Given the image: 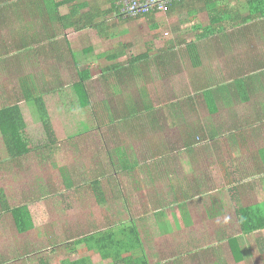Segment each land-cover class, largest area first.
<instances>
[{
  "label": "rangeland",
  "instance_id": "374dc122",
  "mask_svg": "<svg viewBox=\"0 0 264 264\" xmlns=\"http://www.w3.org/2000/svg\"><path fill=\"white\" fill-rule=\"evenodd\" d=\"M0 1L4 2V0ZM26 1L23 0V5L17 3V12L9 8L3 11L2 6H0V103L2 104L13 102L15 97L13 92L19 88V76H17L16 70L12 68L14 57L7 59V55L3 53L4 50L9 52L11 46L15 48L16 40L22 33L26 32L29 37H33V32L38 30L40 34L46 36L44 26L53 24L50 27L55 26L57 28L56 25H59V23L53 22L52 24L46 23V16L41 18V14L38 15L41 11L40 7L37 5L35 7L32 3L26 6ZM224 2L229 10L226 9V11L231 17L235 15V12H238L241 17L247 14L246 0H224ZM106 7L104 6L102 9ZM195 8L199 9V23L204 26L208 25L209 17L204 6L198 4ZM6 12L9 18L3 16ZM180 13L182 15L179 17V23L182 24L184 9H181ZM262 24L250 23L245 25L246 27L238 32L239 44L232 43L225 47V44L221 42V47L224 48L216 50L217 59L215 62L217 63L206 64V76H209L210 72L212 76L216 77L215 81L212 82L213 86L228 81L229 77L233 75L236 64L240 65L243 62V65L247 66L251 64L248 60L253 58L264 63V28H262L264 22ZM235 31L237 32V30ZM65 36L68 39V33L65 32ZM93 37L92 32L87 34L69 33L70 40H68L67 45L73 51V56L76 57L80 69H85L87 61L94 59V54L83 52L85 48L90 47V44L95 48V40L90 41ZM61 40L62 38L56 41L60 42ZM43 42L39 54L32 52V55L23 57L25 62L20 60L17 65L21 77L36 74L41 86H43V80L46 79L48 87L44 100L55 135L60 142L52 154L41 150L38 154H31L11 163L7 158L0 136V192L10 207L23 203L29 204V211L34 224L33 230L19 234L14 227L11 215L0 207V263L39 264L38 260L42 259L48 264H74L73 261L82 256L80 254L73 255L67 251L66 247L69 245V240L77 236L72 233L78 229L79 224L81 225V232L86 233L93 228L92 226L101 228L107 225L103 223L104 220H111L115 229V227L121 228L124 222H128L130 218L139 213H146L144 217L152 218L151 216L155 212L156 219L159 216L160 218L158 221L152 218L151 222L153 223H149L150 226L155 227L156 224L161 234L170 231L166 235L163 234L166 237L154 240V244L149 239L145 240V247L150 251V253L148 252L150 260L156 264L163 250L168 249L167 254H169L170 249L174 247L173 245L170 247V243H168L172 238L174 241H178L181 238L189 240L195 236L186 228H191V222H198L194 220L195 216H193L195 213L193 209L197 207V204H202L203 208H207L209 202L217 199L216 202L213 201L212 203H218L221 210V202H223L224 208L225 205L231 206L229 214L226 213L225 216L227 222L231 221V235H235L238 231L234 208L236 209L238 205L246 207L257 201H261L260 204L262 203V208H264V165L261 164L259 157L260 153L264 151V128L258 127L257 122L248 125L252 118H257V110L260 108L258 104L255 105L256 110L254 111L253 102L246 104L217 102L218 110L211 115L202 104L200 95L197 96L199 98L197 99L194 92L189 89L193 98L196 99V102H192L194 106L190 107V110L185 112V108L184 113L177 111L179 116L171 118L168 112L170 107L161 108L158 106L160 108H156L153 112L154 115H152L146 110V105L143 107L144 101L147 100H143L140 92L145 94V89L154 82L159 85L161 96L166 95L165 97L174 101L173 93L184 96L186 75L182 73L177 78L176 74L174 78L157 79L155 74L151 78L150 85L145 79L144 83L139 81L138 84L131 87L127 85L120 95L112 97L111 90L107 85H103L100 75L109 66L123 63V61L121 58L117 62H110L106 58L96 59L98 65L90 69L92 80L87 82L91 103L112 97L114 112L127 114L131 109L139 112L138 115L128 119L130 125L133 126L128 129L129 142L121 143L120 135L113 125L96 130L90 109L80 107L78 98L70 87L71 82L76 79L75 71L69 67L57 65L53 60H48L46 51L49 49L47 42L50 40ZM97 42L100 43V40L97 39ZM98 43L97 52H106L107 54L111 51V45L108 42ZM236 46L239 47L236 48ZM139 50L142 51L143 48L139 46ZM31 58H35V61ZM213 67L215 68L214 73L209 69ZM263 67L258 70H262ZM198 76L200 79L203 78L201 73ZM258 90L257 97H263L259 100L263 101L264 88H260L258 84ZM227 95L225 92L222 98ZM153 99L154 97L149 100ZM123 103L127 107L126 109L123 108ZM150 104L152 106V103ZM20 108L27 129L31 133V138L35 141L43 136L36 109L33 103L29 102L20 103ZM173 110L178 109L173 107ZM154 118L157 124H150ZM246 121L248 122L245 123ZM210 125L217 128L218 126L222 127V134L217 137V146L213 147L206 142L204 147L198 141L190 153L179 152L183 148L182 141L185 138V132L190 129L193 131L205 129ZM234 128L235 130H233ZM197 133L201 136L200 131ZM105 141L108 144L104 147ZM157 144L163 147L162 154L164 148L168 151L171 150L168 158H164V161L155 159L147 152V145L151 147ZM121 151L129 154L128 164H130V168L131 165L133 167L126 173L118 166H121L120 162H126L123 156L119 157L122 154ZM188 154H191V157ZM180 159L183 162L189 161L192 166L190 167V174L192 175L188 178L184 177L181 170L183 168L179 164ZM90 162L92 163L91 168L98 171L102 170V165L105 163H111L113 168L115 166L111 170L113 178L108 184L106 182L101 184L107 197V203L104 205H98L92 193L86 192L85 189L76 191L75 188L69 190L65 187V176L72 175L76 170V172L82 170L81 180L88 181L89 176L87 177V173H84L83 169ZM234 166L238 169V177H241L243 182L237 185L235 192H232L222 187L221 172L224 167L232 174ZM256 166H259L258 170H261L262 176L252 180L249 178V172L254 170ZM193 175L194 177H208L207 175H209L212 181L207 182L203 187L196 188L197 196L187 206L180 205L178 202L181 200L179 201L177 197L173 196L171 186L174 185L177 190L179 188L176 185L178 180H182V183L192 182ZM77 178L74 182H79ZM80 185L84 186L83 184ZM158 202H161L163 207H156ZM235 203H237L236 206ZM214 211L216 209L213 205ZM205 218L207 220L203 219L201 223H197L191 229L195 233L199 228L204 231L196 234L200 238L198 245L212 247L215 246L213 227L214 229L218 227L214 224L217 216L208 214ZM137 224L143 232V224L140 222ZM174 231L181 232V237L174 234ZM259 238H264V231L250 236L249 241L254 243ZM253 248L254 246H252ZM86 258L88 259V256ZM78 264L81 263L78 262ZM85 264L93 263L88 261ZM94 264L96 263L94 262Z\"/></svg>",
  "mask_w": 264,
  "mask_h": 264
},
{
  "label": "trees",
  "instance_id": "16d2710c",
  "mask_svg": "<svg viewBox=\"0 0 264 264\" xmlns=\"http://www.w3.org/2000/svg\"><path fill=\"white\" fill-rule=\"evenodd\" d=\"M187 1L188 0H181L179 2L181 6L183 4V6H186L183 7V9H188L184 15V20L186 21L188 19V23L191 24L193 29L201 31L198 34V39L209 40V47H207V49L209 48L208 50H215V53L216 50L224 48L221 47V42L225 44V47L232 43L239 44L240 39L238 40V32L245 28V25L250 23L263 25L262 23L264 22V0H246L245 7L247 14L243 17L239 16L238 12H235V15L231 17L226 11L228 6L225 4L224 0H191V3H187ZM18 2L20 5H23V0H4V2L0 1V6H2L3 11L6 8H9L17 12L16 9H18ZM26 2V6H29L30 3H32L35 7L36 5L40 7L41 11L39 12L38 10V15L40 16L41 14V18L46 16V23L52 24V22H65L62 24L66 25L63 27V30L57 29L55 26L50 27L53 24L50 26H44V29H46V37H48L46 39L50 40V42H47L49 49L46 51L48 55L46 58L48 60H53L57 65L67 68L69 67L75 71L76 79L74 82H71L70 87L76 94L80 107L90 109L93 121L96 124V130L113 125L117 133L120 135V142L128 143L130 137V135L127 134L129 132L128 129L133 127L128 122V119L138 115L139 112L135 109H131L127 114L124 112H114V105L111 100L113 99L112 97L120 95L127 85L130 87L131 85L138 84L139 81L145 82V78H143V76L139 73L143 70V64L140 63L136 56H132L129 59L124 58L123 63H117L116 65L114 64L106 68L100 77L103 85H107L111 90L112 97H106L101 101L91 103L87 82L89 83V81L92 80L90 69L98 65L96 59L106 58L110 62L113 60L116 61L120 59V55H122L121 57H126L125 51L123 52L122 50L121 52H117L111 50L107 54L106 52H97L93 57L94 59L87 61V67L85 69H80L79 63L76 62V57L73 56V51H71L67 45V42L69 41L66 36L64 37V31L67 29H73L74 31L94 29L97 34H101L102 31L106 30L109 24L112 23L111 20L117 19L119 22L130 20L128 18H124V15L120 12L119 8H121V5L117 4L118 0H84L83 3L69 9V14L65 16H60L58 10L63 5L69 3V0L60 2L55 0H27ZM100 4H107L108 8L102 11L98 7ZM197 4L203 5L204 9L207 11L209 23L206 26L199 23V9L195 8ZM190 6L193 8L190 9ZM86 8H88L87 11L77 15L80 10ZM155 13H158V11L153 9L147 14H140L138 18L149 16V14L153 15ZM3 16H7V18H9L7 12L6 14H3ZM184 20H182V22ZM226 24L228 25L226 26ZM262 28H264V26H262ZM235 30H237V32ZM104 35L107 38L110 37L109 33L105 32ZM61 38L62 40L60 42L56 41ZM256 38H258L257 35ZM33 43L42 44V41L34 40ZM237 47L239 46H236V48ZM83 52L93 53L94 51L92 47H89L84 49ZM3 53L7 55V59L12 56L10 52H7V50H4ZM190 55L191 56L188 57L193 67L200 65L201 61L198 56L197 48H193V51H190ZM143 58H147V56L144 57L141 55L140 59L142 60ZM157 61L158 62L155 63V65H160L161 67H169L173 64V59L168 58L167 55L157 58ZM248 62L251 64H248L247 66L243 65V62H241L240 65L236 64V68L233 70V75L223 84L219 83L216 86H213L212 82L215 81L216 77L210 76L202 79L203 81H199L200 79H191V84H189L191 86L190 90H192V88L196 90V98L199 99L197 96L200 95L199 97L202 104L207 108L208 113L211 115L215 114L218 110L216 105L217 102L222 104L232 102L246 104L253 102L254 111L256 110L255 105L258 104L260 108L257 110V118H252V120L249 122L246 121L245 123L248 122V125H252L257 122V125H259L258 127L264 128V100L259 101L263 97H257L259 91L258 84L260 85V88H264V67L262 70H258L264 66V63H261V61L256 58L248 60ZM256 67L258 68L255 69ZM12 68L17 69L15 72L18 74L17 76H19V88L13 92L15 96L13 102L11 101L9 104L0 103V136L4 144L8 160L11 163H15L17 160L25 158L28 155L38 154L41 150H45L52 154L60 141L55 135L53 124L44 100L45 94L47 93L46 89L48 87L46 79L43 80V86H41L38 81L39 78L36 74H29L21 77L20 69L15 65V63ZM149 80L151 81L152 79ZM185 83L186 85L184 89H186V91L184 92V96H178L173 93L174 95L172 96H175V99L174 101H171V99L169 100V98L165 97L166 95L161 96L159 94V85L152 82L151 86L145 89V94H142V91L140 92V95L143 96V100H147L144 101L143 107L146 105V110L152 113V115H154L153 112L156 108L170 107L168 112L170 113L171 118L179 116V111L184 113V111L186 112L187 110H190V107L194 106L192 102H196V99L193 98V94L190 93L187 81H185ZM149 88L150 93L148 94ZM225 92H227L228 95L225 98H222V95H224ZM152 97H154V99L149 100L152 99ZM161 100H163V102H161ZM22 102L33 103L36 109L39 118L40 130L42 131L43 136H40L35 141L31 138V133L29 129H27V125L24 121L22 110L20 108V103ZM150 103H152V106ZM173 107L178 110H173ZM123 108H127L124 103ZM185 108L186 110H184ZM243 120L245 121V119ZM151 123L154 125L157 124L156 119L154 118L150 124ZM236 128L238 129V127ZM233 130H235V128ZM199 131L201 132V136L197 133ZM221 134L222 127L220 126L217 128L216 126L210 125L209 127H205V129H196L195 131L190 129L185 132V140L188 138L190 141L182 143L184 147L183 149L190 153L192 151L190 148L198 141L201 142V145L204 147L206 146L205 142L208 141L211 146H217V137L221 136ZM104 137H107V135H104ZM107 144L108 142L105 141L103 144L104 147ZM147 147V152L158 160H160L161 157L168 158L169 151H171L170 149L168 151L164 148V152L162 154L163 147L159 144L151 147L147 145ZM171 148L173 149V147ZM121 153L122 154L119 157L121 158L123 156V158L126 159V162H120L121 166H118L121 170H125L126 173L133 167L131 165L130 168V164H128L129 154L123 151H121ZM106 155L109 157L108 153H106ZM259 157L261 164L264 165V151L260 153ZM91 166L92 163L90 162L83 169L84 173H87V177L89 176L88 181L81 180V176L83 174L82 170H78V172H76V170L72 173V175L65 176V187L69 190L71 188H75L76 191L85 189L86 192L92 193L98 205H104L107 203V197L101 184L103 182L108 184L111 178H113L111 170L114 169L115 166L113 168L111 163H105L102 165L101 171L96 169L93 170ZM258 167L259 166H256L254 170L249 172L250 178L259 176L258 174L261 170H258ZM221 174L223 184L222 187H225L232 192H235L237 190V185H240V183L243 182L241 177H238L239 173L236 167L232 170V174L229 173V170L223 167ZM207 176L208 177H194L193 175L194 178L192 182L187 185L186 189L178 186L179 188L176 190L175 186L172 185L171 189L173 191V196L177 197L179 201L183 200L184 202L194 199L197 196L195 189L203 187L207 182L212 181V178H210L209 175ZM76 177H78L77 179H79V182H74ZM80 184H83L84 186H81ZM119 193H121V191H119ZM257 205L258 204L240 207L236 210L238 223L243 236L245 237L254 235L256 232L264 231V214L261 211V208L258 207L259 205ZM0 207L3 211L8 212L11 215L17 233L25 234L33 230L34 224L31 219L29 204L23 203L15 207H10L4 200L3 194L0 192ZM156 207L161 208L163 207V204L158 202ZM122 225L123 226L121 228H117L118 231L114 232L110 231V225L107 224L101 228L92 226V229L84 233L83 231L81 232V225L79 224L78 229L76 231L74 230L72 233L77 236L72 237L68 242L69 245L66 247L67 251H70L73 255L80 254L82 256L78 260L73 261L74 264H78V262L81 264H85V262L88 261L92 262L91 256L93 255H97L98 258H101L102 260H107L106 264H150L140 242L135 222L130 220L128 222H124ZM254 243L256 248L259 249V252L264 253V240L259 238L256 239ZM227 246L234 262L236 263L243 261L245 259V255H249L250 253V246H248L249 250L242 247L240 239L237 237H232L231 239L229 238L227 240ZM251 255L252 254L249 256ZM87 256L89 260L86 258ZM38 263L48 264L42 259H39Z\"/></svg>",
  "mask_w": 264,
  "mask_h": 264
},
{
  "label": "crops",
  "instance_id": "0c3cea01",
  "mask_svg": "<svg viewBox=\"0 0 264 264\" xmlns=\"http://www.w3.org/2000/svg\"><path fill=\"white\" fill-rule=\"evenodd\" d=\"M55 1L60 2V1H68V0H55ZM83 2L84 0L80 2L76 0H69V3L59 8L58 10L59 15L65 16L69 14L70 12L69 9ZM187 3H191V0H188ZM183 5L181 6L179 2H174L171 5H169L165 11L158 12L153 15L149 14V16L141 17L138 19H130L125 22H119L117 19L111 20L112 23H110L109 26L106 28V30L102 31L101 34H97L96 30L94 29H85L83 31H74L73 29H67V30L65 29L66 31H64V33L65 32L68 33V40H70L69 33L87 34L89 32H92L94 37L90 41L95 40L94 42L95 48L91 44H90V48L91 47L93 48L94 52L91 54H94V56L97 52L96 51V47L98 43L97 39L100 40V43L98 44L108 42L111 45V50H114L117 52H121L122 50L123 52L125 51L126 57H121L122 55L119 56L122 61L124 60V58L129 59L132 56H136L139 59L140 63L143 64L144 66L143 70L140 71L139 73L143 76V78L147 80L149 85H150L149 79L153 78L155 74L157 76V79H164L163 77L174 78L176 74H177L176 75V78H177L179 75H182V73H184L187 77V78L185 77V79L187 81L188 89H190L191 87L189 85L191 84L190 80L200 79L198 74L199 75L200 73L202 74L203 76L202 79L207 78L209 76L214 77L211 75L210 72H209V76H206V70H207L206 64L217 63L215 62L217 57H216L215 50H212V49L208 50L209 48L207 49V47H209V42H210L209 40H204V39L199 40L198 39V34L201 31L195 30L193 29L192 26H189L191 24L188 23V19L185 21L184 16H183L184 21L182 22V24L181 22L179 23V17L182 15L180 13V10L183 9V7H186ZM102 6L103 7L107 6L105 9L108 8L107 4L98 5L99 9H101L102 11L105 10V9H102L103 8ZM66 8L68 9L66 10ZM192 8L193 7L190 6V9ZM87 10L88 8L82 9L78 12L77 15H80L81 13ZM187 10H188L187 8H184V15L186 14ZM64 23L65 22L59 23V25L57 24L56 25L57 29L63 30V27L66 26V25H62ZM174 23H175V26H173ZM105 32L109 33L110 37L108 38L105 37L104 35ZM33 35H34L33 37H29L26 32L20 34L16 40L15 48H13L12 46L10 47L9 52L12 55L11 57L15 58L13 62L16 63L17 67H18L17 63L20 60L25 62V58L23 57H26L27 55H32V52L39 54L40 49L43 47L42 45L44 44L43 41L48 40L46 39L48 37L46 36L44 37V35L40 34L38 30H35V32H33ZM34 40L35 41L41 40L42 44L33 43ZM139 46L140 48L141 47L143 48L142 51L139 50ZM193 48L195 49L197 48L198 56L201 61V63L199 62L200 65H198L197 67H193L188 57V56H191L190 51L192 52ZM141 55H143L144 57L147 56V58H143L141 60L140 59ZM165 55H167L168 58L173 59V64H171L169 67H161L160 65L156 66L155 63L158 62L157 58H160L161 56H165ZM31 59L35 61V58H31ZM117 61H119V59L116 60L115 62ZM111 62H114V60ZM209 69L212 73H214V70H215L214 67L209 68ZM14 70H17V69H14ZM141 83H144V82L141 81ZM192 91L194 92V94L196 93V90L194 88H192ZM188 141H190L188 138L186 140L184 138L182 142L185 143ZM208 143L210 144L209 141ZM183 148L182 150H179V152L186 153L187 151ZM190 149H193V146ZM176 151L178 152V150ZM188 156L191 157V154H188ZM160 160L164 161V157H161ZM179 164L183 168L181 170L183 171L185 178H188L189 176L192 175L190 174L191 173L190 167L192 166L189 161L183 162L180 159ZM258 175H259L258 177H254V178H260L262 176L261 173H259ZM254 178L252 177L250 179L255 180ZM178 181L180 183L177 182L176 185L184 189H186L187 185L191 183L189 181L187 183H182V180L181 181L178 180ZM216 197L218 198V196ZM192 200L190 199L186 202L182 200L178 203L180 205L187 206L188 203H190ZM216 201L217 199H215L214 202ZM212 202L211 203L209 202V204L207 205L208 206L207 208H203L202 204L201 205L197 204V207L193 209L195 212L193 213V216H195L194 220H197L198 222H191V228H193V226H196L197 223H201L203 219L207 220L205 217L208 214H215L217 216V219L214 224L218 225L216 229H214L213 227V230H215L214 232L215 233V242H214L215 246L210 247L209 245L207 246L198 245V239L200 238L196 234L199 232H204V231L201 228H199L197 233H195L191 228H186L187 231L190 230L191 233L195 236L193 238H190L189 240L187 239L185 240L182 238L179 239L178 241L175 240L177 242H175L174 239L172 238L171 241H168V243H170V247L171 245H173L174 247L170 249L169 254H167L168 249L163 250L161 254L159 253L161 256L159 257V260L157 261L156 264H263L264 253L259 252V249L256 248L255 243H251L249 241V237L252 235H249L247 237L243 236V233L238 223V216H237L236 210L240 207H245V206L238 205L236 209L234 208L235 223H236V228L238 227V231H236L235 235H231V229H230L231 221L227 222L225 219L226 213L229 214V210L231 209V206L225 205V208H224V204L223 202H221L222 203L221 205L222 210H221L220 205H218V203L215 204ZM260 202L261 201H257L256 203L247 205V206H253L256 204L259 205ZM213 205H214V209H216V211L214 212H213ZM236 205L237 203H235V206ZM262 205L263 204L261 203L258 207H261V211L264 214V208H262ZM154 213L151 217L156 219V217L154 216ZM145 214L146 213H139L135 215L134 217L130 218V220L134 221L136 224L140 242L146 253L149 263L154 264L150 260V257L148 255V252L150 253V251H148L145 247V240L149 239V241L153 242L154 244L155 243L154 240L156 239L159 240V238L166 237L165 235L169 233L170 231L163 233L165 234L163 236V234L160 233L159 227H157L156 224H155V227L150 226L149 223H153L151 222L152 218L144 217ZM159 218L160 216L157 217L156 221H158ZM137 222H140L141 224H143V227H142L143 232H141V229L138 226ZM103 223L110 224L109 226L110 231H113V232L118 231L117 227H115L114 229L112 225L113 221L104 220ZM186 223L189 224V222H186ZM174 234H178L181 237V232L179 233V231L178 232L174 231ZM117 235H118V232H117ZM232 237H237L238 239H240V243L242 247H245L248 249V246H250L249 248L250 250L248 249L250 251L249 255L250 254L252 255L249 256L246 254L245 259L239 263L234 262L230 254V251L228 249V246H227V240L229 238L231 239ZM261 239L264 240V238H261ZM174 242L176 243L175 245L173 244ZM183 243L185 244L184 246H183ZM191 243H193L194 245L192 246ZM252 246H254L253 249H252ZM253 251H255V253H253ZM91 259H92L93 264L94 262L96 264H102V263L106 264L107 263V260H102L101 258H98L97 255L91 256Z\"/></svg>",
  "mask_w": 264,
  "mask_h": 264
},
{
  "label": "built area",
  "instance_id": "2783aa9c",
  "mask_svg": "<svg viewBox=\"0 0 264 264\" xmlns=\"http://www.w3.org/2000/svg\"><path fill=\"white\" fill-rule=\"evenodd\" d=\"M181 0H118L120 12L124 18L133 19L137 18L140 14H147L151 10L158 12L165 11L169 5Z\"/></svg>",
  "mask_w": 264,
  "mask_h": 264
},
{
  "label": "clouds",
  "instance_id": "9594fccd",
  "mask_svg": "<svg viewBox=\"0 0 264 264\" xmlns=\"http://www.w3.org/2000/svg\"><path fill=\"white\" fill-rule=\"evenodd\" d=\"M138 18V17H137ZM137 18H133V19H137Z\"/></svg>",
  "mask_w": 264,
  "mask_h": 264
}]
</instances>
